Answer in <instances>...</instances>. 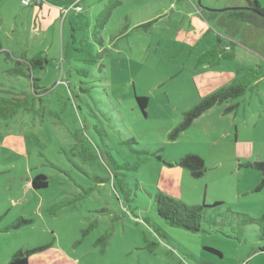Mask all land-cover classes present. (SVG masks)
<instances>
[{
	"label": "rangeland",
	"instance_id": "rangeland-1",
	"mask_svg": "<svg viewBox=\"0 0 264 264\" xmlns=\"http://www.w3.org/2000/svg\"><path fill=\"white\" fill-rule=\"evenodd\" d=\"M241 1L0 0V106L26 99L0 118V264L36 248L35 264H264V230L247 220L264 214V188L243 167L264 161V29L218 11ZM218 37L234 58L196 66ZM36 57L42 69L29 72ZM256 64L243 96L168 139L185 111ZM188 155L204 160L202 177L177 166ZM37 174L47 188L30 187ZM159 191L207 207L199 232L157 217ZM19 219L29 224L8 228Z\"/></svg>",
	"mask_w": 264,
	"mask_h": 264
},
{
	"label": "trees",
	"instance_id": "trees-1",
	"mask_svg": "<svg viewBox=\"0 0 264 264\" xmlns=\"http://www.w3.org/2000/svg\"><path fill=\"white\" fill-rule=\"evenodd\" d=\"M241 2V8H238L237 10H229V18L235 19V21L253 26L255 28L264 29V8L261 6L258 0H242ZM148 24L149 23L145 25ZM219 42L220 38L218 37L217 43L211 49L205 51L198 57L196 66L208 65L210 67H214L219 65L222 61L232 59L233 55L228 52L229 49L220 48V46L218 45ZM24 62L28 65V71L31 72L36 68V66H39L42 69V64L45 61L40 57H36ZM243 71H245L244 74L236 76L231 80V82L206 95L196 104H194L190 109L185 111L183 114L182 122L169 133L168 139H175L178 133L188 129L191 126L192 122L199 118L203 113L211 110L214 107L227 104L230 101L243 96L247 89L251 88V86H253L257 82V80L259 79L258 77L261 73L259 68L244 66L236 69L237 73H241ZM14 73L20 76L28 77L31 80L33 92L34 94H36L35 90L37 89V86L35 84L36 80L34 77L26 75L21 70H14ZM134 99L141 114L146 117V110L149 100L148 97L136 95L134 96ZM13 100L15 101V103L10 102L7 99L1 100L5 106H0V118L11 117V115L15 113V108H21L26 105V99H24L23 94H21V98ZM236 108L237 105H230L224 110L223 114H229L230 112L235 111ZM176 164L177 166L187 170L189 176L194 179L202 177L204 172L206 171L204 160L197 155L185 156ZM243 167L250 168L258 172L261 180L259 186L256 188V191L264 188V161L246 163ZM47 186L48 177L43 174H37L31 179L30 187L35 191L47 188ZM153 198L157 217L167 222V224L171 228L184 229L191 232H199L203 212L207 208L205 205L187 206L181 201L171 198L160 191L157 192V194L154 195ZM66 205V201H60L51 206V208L54 210H60ZM214 206L217 205L215 204ZM247 220L255 225H258L261 229L264 230V214L259 219L247 218ZM25 224H29V222L19 219L11 224V226H9L8 228L17 229ZM154 232L159 241H162L163 238L171 240V238L166 233H161L159 228L155 229ZM154 245L155 244H151V246ZM40 249L42 248H36L30 251L19 249L12 254L7 264H30L29 258L31 254L40 251ZM206 250L221 256V254L217 251L209 248H207Z\"/></svg>",
	"mask_w": 264,
	"mask_h": 264
},
{
	"label": "crops",
	"instance_id": "crops-1",
	"mask_svg": "<svg viewBox=\"0 0 264 264\" xmlns=\"http://www.w3.org/2000/svg\"><path fill=\"white\" fill-rule=\"evenodd\" d=\"M258 2H259V1H258ZM259 3H260V2H259ZM260 4H261V3H260ZM239 5L241 6L242 3H240ZM261 6H262V5H261ZM262 7H263V6H262ZM263 8H264V7H263ZM229 19H230V18H229ZM240 23H241V22H240ZM254 34H255V33H254V31H253V36H252V37H254ZM218 45L220 46V48H223V46L220 44V42H219ZM226 49H227V48H226ZM228 52L231 53V54L233 55V57H232V59H233L234 56H235L234 52H233L231 49H229ZM232 52H233V53H232ZM197 59H198V58H197ZM232 59H231V60H232ZM196 61H197V60H196ZM220 64H221V62H220ZM220 64H219V65H220ZM219 65H217V66H219ZM201 66H202V65H201ZM206 66H208V65H206ZM217 66H214V67H217ZM208 67H210V66H208ZM241 67H244V66H241ZM245 67L259 68V65L256 64V65H254V66H245ZM210 68H212V67H210ZM11 256H12V255H11ZM11 256H10V257H11ZM10 257H9V259H10ZM9 259H8V261H9ZM8 261H7V262H8ZM29 261H30V264H35V262L32 261V258H31V257L29 258ZM7 262H6V264H7Z\"/></svg>",
	"mask_w": 264,
	"mask_h": 264
},
{
	"label": "water",
	"instance_id": "water-1",
	"mask_svg": "<svg viewBox=\"0 0 264 264\" xmlns=\"http://www.w3.org/2000/svg\"><path fill=\"white\" fill-rule=\"evenodd\" d=\"M237 9H222V10H218V11L223 12V11H227V10H237Z\"/></svg>",
	"mask_w": 264,
	"mask_h": 264
},
{
	"label": "built area",
	"instance_id": "built-area-1",
	"mask_svg": "<svg viewBox=\"0 0 264 264\" xmlns=\"http://www.w3.org/2000/svg\"><path fill=\"white\" fill-rule=\"evenodd\" d=\"M22 3H25V4H27V2H25V1H22ZM76 11L78 12V11H80V8H76Z\"/></svg>",
	"mask_w": 264,
	"mask_h": 264
}]
</instances>
